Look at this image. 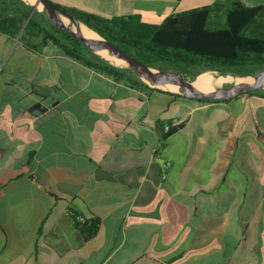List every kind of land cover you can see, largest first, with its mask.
<instances>
[{"label": "crops", "instance_id": "crops-1", "mask_svg": "<svg viewBox=\"0 0 264 264\" xmlns=\"http://www.w3.org/2000/svg\"><path fill=\"white\" fill-rule=\"evenodd\" d=\"M51 1L158 25L224 0ZM21 33L0 34V264H264L263 96L132 89ZM157 122L181 128L159 146Z\"/></svg>", "mask_w": 264, "mask_h": 264}, {"label": "trees", "instance_id": "trees-1", "mask_svg": "<svg viewBox=\"0 0 264 264\" xmlns=\"http://www.w3.org/2000/svg\"><path fill=\"white\" fill-rule=\"evenodd\" d=\"M57 6L133 59L161 71H171L161 65H175L174 71L180 72L185 80L192 81L208 71L251 75L264 69L262 6L249 7L240 0H224L169 15L158 25L144 23L138 15L106 18ZM31 11L32 6L21 0H0V34L14 38L22 31L19 40L28 50L39 52L50 43L91 71L115 82L123 81L132 89H147L130 70L113 67L93 55L79 41L53 27L40 12L35 10L28 19ZM245 95L264 97V90ZM174 97L201 103L227 102ZM179 128L181 124L157 122L159 146ZM66 211L84 241L95 236L99 218L85 220L70 207Z\"/></svg>", "mask_w": 264, "mask_h": 264}, {"label": "water", "instance_id": "water-1", "mask_svg": "<svg viewBox=\"0 0 264 264\" xmlns=\"http://www.w3.org/2000/svg\"><path fill=\"white\" fill-rule=\"evenodd\" d=\"M35 3L36 5L41 6V10H38L36 6L29 4L32 6V11L28 19L31 17L35 10L40 12L53 27L65 32L66 34L79 41L89 50L90 53L105 60L113 67L130 70L135 74L136 77L139 78L140 81L151 88L171 92L184 98L202 101H228L250 92L264 90V69H261L251 75L232 73L221 74L230 75L238 79L251 78L252 81L250 83H227L226 85H229L228 87L222 84L211 91H200L193 86V80H185L184 76L180 72L157 70L133 59L122 49L105 41L94 31L81 24L76 18L60 9L51 1L35 0ZM64 21H67V23H65ZM80 25H83L88 30L94 32V34H96L99 39L93 40L84 38L79 31ZM73 27L75 28V30L72 29ZM100 52H105L112 58L122 60L124 62V65L120 66L113 64L108 59L101 56L99 54ZM216 73L220 74L218 72ZM170 86H176L177 90H171L169 88Z\"/></svg>", "mask_w": 264, "mask_h": 264}, {"label": "bare ground", "instance_id": "bare-ground-1", "mask_svg": "<svg viewBox=\"0 0 264 264\" xmlns=\"http://www.w3.org/2000/svg\"><path fill=\"white\" fill-rule=\"evenodd\" d=\"M23 1L33 6H36L38 10H41V6L36 5L35 0H23ZM64 22L67 23V21ZM72 29L75 30L74 27ZM79 31L84 38L93 39V40L99 39V37L96 34H94V32L88 30L83 25L79 26ZM99 54L104 58L108 59L110 62H112L115 65H120V66L124 65V62L122 60L112 58L108 56L105 52H100ZM251 81H252L251 78L238 79L230 75H221V74H217L216 72L208 71L199 75L195 80V82H193V86L200 91H211L224 83H250ZM169 88L171 90H177L176 86H170Z\"/></svg>", "mask_w": 264, "mask_h": 264}, {"label": "rangeland", "instance_id": "rangeland-1", "mask_svg": "<svg viewBox=\"0 0 264 264\" xmlns=\"http://www.w3.org/2000/svg\"><path fill=\"white\" fill-rule=\"evenodd\" d=\"M51 1V0H50ZM52 2V1H51ZM53 3H55V4H58L59 2H56V1H54ZM168 7V6H167ZM166 7V8H167ZM150 9H152V10H155V9H158L157 7H155V6H152V7H150ZM168 9H170L169 7H168ZM180 8L178 7L177 8V10H179ZM163 68H167V69H170L171 71H174V69H176V66L175 65H161ZM227 83H224L223 85H226Z\"/></svg>", "mask_w": 264, "mask_h": 264}, {"label": "built area", "instance_id": "built-area-1", "mask_svg": "<svg viewBox=\"0 0 264 264\" xmlns=\"http://www.w3.org/2000/svg\"><path fill=\"white\" fill-rule=\"evenodd\" d=\"M177 125H179L177 122H173L172 123V126H177ZM166 130V129H165Z\"/></svg>", "mask_w": 264, "mask_h": 264}]
</instances>
